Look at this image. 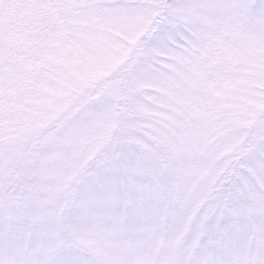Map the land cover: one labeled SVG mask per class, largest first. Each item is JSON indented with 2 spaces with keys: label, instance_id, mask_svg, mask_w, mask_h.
<instances>
[{
  "label": "snow or ice",
  "instance_id": "6c2138e0",
  "mask_svg": "<svg viewBox=\"0 0 264 264\" xmlns=\"http://www.w3.org/2000/svg\"><path fill=\"white\" fill-rule=\"evenodd\" d=\"M104 47L121 66L66 127L105 108L114 133L68 172L7 149L19 113ZM73 207L97 247L43 264H264V0H0V264H21L11 233Z\"/></svg>",
  "mask_w": 264,
  "mask_h": 264
},
{
  "label": "clouds",
  "instance_id": "9594fccd",
  "mask_svg": "<svg viewBox=\"0 0 264 264\" xmlns=\"http://www.w3.org/2000/svg\"><path fill=\"white\" fill-rule=\"evenodd\" d=\"M103 50L102 59L97 58L95 51L75 56L59 94L44 97L19 113L17 123L6 138L7 149L22 155L33 168L45 164L54 173L68 172L79 153L114 133L116 123L111 111L105 108L93 113L83 126L66 127L69 113L75 109L83 87L110 79L121 66L123 54L120 50L114 47ZM90 185V178L85 177L78 186L80 199L89 198ZM4 223V211L0 209V228ZM94 223V218L79 207H73L59 220H30L24 228L11 233L12 248L21 264H43L53 255L96 248L91 240L76 236ZM8 255L9 250L0 243V258Z\"/></svg>",
  "mask_w": 264,
  "mask_h": 264
},
{
  "label": "rangeland",
  "instance_id": "374dc122",
  "mask_svg": "<svg viewBox=\"0 0 264 264\" xmlns=\"http://www.w3.org/2000/svg\"><path fill=\"white\" fill-rule=\"evenodd\" d=\"M103 51H104L103 48L95 50L97 58H99V59L103 58ZM214 227H215L214 223H211L209 225V231H211Z\"/></svg>",
  "mask_w": 264,
  "mask_h": 264
}]
</instances>
